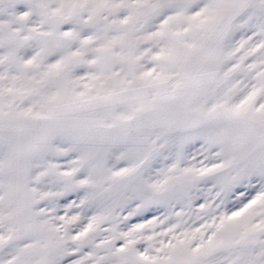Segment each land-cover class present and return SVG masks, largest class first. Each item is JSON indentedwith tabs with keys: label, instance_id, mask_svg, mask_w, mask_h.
Returning <instances> with one entry per match:
<instances>
[{
	"label": "snow or ice",
	"instance_id": "6c2138e0",
	"mask_svg": "<svg viewBox=\"0 0 264 264\" xmlns=\"http://www.w3.org/2000/svg\"><path fill=\"white\" fill-rule=\"evenodd\" d=\"M0 264H264V0H0Z\"/></svg>",
	"mask_w": 264,
	"mask_h": 264
}]
</instances>
